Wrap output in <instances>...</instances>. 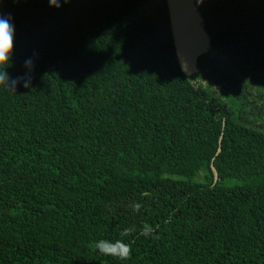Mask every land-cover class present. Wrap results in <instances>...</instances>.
I'll return each instance as SVG.
<instances>
[{"label":"trees","instance_id":"16d2710c","mask_svg":"<svg viewBox=\"0 0 264 264\" xmlns=\"http://www.w3.org/2000/svg\"><path fill=\"white\" fill-rule=\"evenodd\" d=\"M60 3L0 0V264H264V0H194L191 73L168 0Z\"/></svg>","mask_w":264,"mask_h":264},{"label":"water","instance_id":"95a60500","mask_svg":"<svg viewBox=\"0 0 264 264\" xmlns=\"http://www.w3.org/2000/svg\"><path fill=\"white\" fill-rule=\"evenodd\" d=\"M168 6L179 62L185 72L191 73L197 57L207 49L208 38L194 0H168Z\"/></svg>","mask_w":264,"mask_h":264},{"label":"clouds","instance_id":"9594fccd","mask_svg":"<svg viewBox=\"0 0 264 264\" xmlns=\"http://www.w3.org/2000/svg\"><path fill=\"white\" fill-rule=\"evenodd\" d=\"M50 7L60 8V0H48ZM67 2V0H65ZM15 36V27L10 16L0 15V86H5L11 89L16 88L18 83L22 82L23 87H30V78L25 75L10 77L7 68L12 63L14 55L13 42ZM24 67L29 71L34 67V61L31 57L25 59ZM152 232L151 228H145L144 236H148ZM98 251L105 255L116 256L120 259H126L130 254V246L123 241L112 243L110 241L101 240L97 242Z\"/></svg>","mask_w":264,"mask_h":264},{"label":"rangeland","instance_id":"374dc122","mask_svg":"<svg viewBox=\"0 0 264 264\" xmlns=\"http://www.w3.org/2000/svg\"><path fill=\"white\" fill-rule=\"evenodd\" d=\"M189 68H190V67H189ZM191 70H192V68L189 69V71H191Z\"/></svg>","mask_w":264,"mask_h":264}]
</instances>
